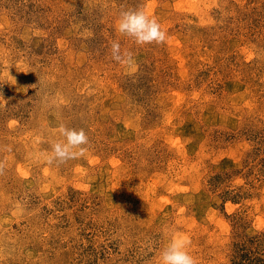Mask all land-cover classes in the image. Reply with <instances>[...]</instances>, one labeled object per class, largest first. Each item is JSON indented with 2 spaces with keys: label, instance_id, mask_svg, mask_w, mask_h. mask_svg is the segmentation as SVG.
Masks as SVG:
<instances>
[{
  "label": "rangeland",
  "instance_id": "1",
  "mask_svg": "<svg viewBox=\"0 0 264 264\" xmlns=\"http://www.w3.org/2000/svg\"><path fill=\"white\" fill-rule=\"evenodd\" d=\"M61 124L87 151L49 164ZM0 161V264H264V0H0Z\"/></svg>",
  "mask_w": 264,
  "mask_h": 264
},
{
  "label": "clouds",
  "instance_id": "2",
  "mask_svg": "<svg viewBox=\"0 0 264 264\" xmlns=\"http://www.w3.org/2000/svg\"><path fill=\"white\" fill-rule=\"evenodd\" d=\"M116 29L120 34L133 38L140 46L160 45L169 39L158 18L143 8L122 10ZM110 46L113 59L128 66L134 64L133 54L130 51L122 52L119 40L110 41ZM58 131L64 139L52 145V154L47 158L49 164L53 161L65 163L86 153L89 137L83 128H70L61 124ZM4 168L5 162L0 161V174H3ZM190 245L188 237L173 236L160 252V264H198L196 258L190 254Z\"/></svg>",
  "mask_w": 264,
  "mask_h": 264
}]
</instances>
